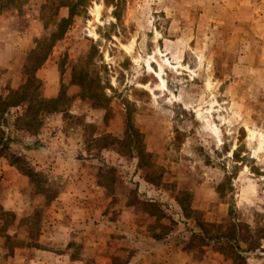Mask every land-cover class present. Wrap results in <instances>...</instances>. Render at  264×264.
<instances>
[{"label": "rangeland", "instance_id": "374dc122", "mask_svg": "<svg viewBox=\"0 0 264 264\" xmlns=\"http://www.w3.org/2000/svg\"><path fill=\"white\" fill-rule=\"evenodd\" d=\"M0 18V264H264V0Z\"/></svg>", "mask_w": 264, "mask_h": 264}, {"label": "crops", "instance_id": "0c3cea01", "mask_svg": "<svg viewBox=\"0 0 264 264\" xmlns=\"http://www.w3.org/2000/svg\"><path fill=\"white\" fill-rule=\"evenodd\" d=\"M0 20H2L1 18H0ZM37 20V19H36ZM35 19H30V21L29 22H31V24L33 23V22H36L37 23V21H36ZM19 33H22V36H21V44H19L20 46H21V48H23L22 50L24 51L23 53H25L26 51H28L30 48H32V47H34V44H33V40L31 41V37H35L36 35H37V33H38V30H36V31H34L32 28L30 29L29 28V30H26V31H21V32H19ZM0 36H1V33H0ZM27 38H29V39H27ZM0 41H1V38H0ZM7 45V44H6ZM9 47V46H8ZM4 53H6V52H8V49H7V46H5L4 47V51H3ZM38 71H39V73L42 71H40L39 69L37 70V73H38Z\"/></svg>", "mask_w": 264, "mask_h": 264}, {"label": "bare ground", "instance_id": "6f19581e", "mask_svg": "<svg viewBox=\"0 0 264 264\" xmlns=\"http://www.w3.org/2000/svg\"><path fill=\"white\" fill-rule=\"evenodd\" d=\"M99 9H100V7L98 5H95L94 12H93L94 19L98 18ZM164 65H166L167 67H170V68H175V67L178 66V65L171 64L167 58L164 59ZM161 67H162V65L159 64V70H161ZM148 69H150L149 65H148ZM155 74H156V76H157V78L159 80V84L158 85L163 88L164 87V80L162 79V77L160 75V72L156 71Z\"/></svg>", "mask_w": 264, "mask_h": 264}, {"label": "trees", "instance_id": "16d2710c", "mask_svg": "<svg viewBox=\"0 0 264 264\" xmlns=\"http://www.w3.org/2000/svg\"><path fill=\"white\" fill-rule=\"evenodd\" d=\"M72 14H73V12L71 10H69L68 13H67V17L60 18L58 20V23L57 24H63L65 26L71 20ZM113 14L114 15L116 14L115 11H113ZM3 145H4V142L0 140V148H2Z\"/></svg>", "mask_w": 264, "mask_h": 264}]
</instances>
